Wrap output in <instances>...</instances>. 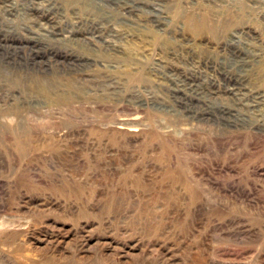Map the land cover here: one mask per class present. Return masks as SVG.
I'll list each match as a JSON object with an SVG mask.
<instances>
[{"label": "rangeland", "instance_id": "obj_1", "mask_svg": "<svg viewBox=\"0 0 264 264\" xmlns=\"http://www.w3.org/2000/svg\"><path fill=\"white\" fill-rule=\"evenodd\" d=\"M64 1L53 23L35 3L17 16L0 3V264H264V127L252 108L222 112L232 76L264 89V0H153L164 29L115 12L140 35L121 50L32 37L103 15ZM247 26L261 54L244 65L224 43ZM195 66L219 84L182 106L172 82Z\"/></svg>", "mask_w": 264, "mask_h": 264}, {"label": "bare ground", "instance_id": "obj_2", "mask_svg": "<svg viewBox=\"0 0 264 264\" xmlns=\"http://www.w3.org/2000/svg\"><path fill=\"white\" fill-rule=\"evenodd\" d=\"M63 1L64 0H35L34 2L32 0H28V2L20 4V8L18 7L19 4L17 0H0V3L3 5L4 9H6L7 13L12 16H17L21 12L31 13L35 8L30 5L35 3L38 5L36 12L44 16L49 22L53 23L54 14L63 10ZM74 1L77 2V0ZM248 1L253 2L254 0ZM91 2L93 3V6L95 5L97 8H100L103 11L101 18L95 16L93 13L91 14L90 12L86 15H81L84 17L77 15V17L72 21L70 30L63 31L61 27L51 24L53 32H32L34 35L32 37L44 39V36L48 34L53 35V37L56 38L64 39L65 41H69L72 39L87 40L90 39V37L95 36L102 38L109 47L121 50L122 46L116 40L117 38L119 40H127L130 38L139 37L140 35L130 27H123L117 25V23H112L114 20H111V14L118 12L126 18V21L138 27H144L151 20H156L155 22L157 27L160 29L165 28V23L170 18L169 12L165 10L160 3L153 0H91ZM84 25L88 26V30H82ZM26 26L28 29L29 27L27 24ZM247 30L256 32V30L250 26L244 27L239 32H236L237 34L234 33L230 39L224 43L225 48L234 46L233 48L235 50V57L237 61L243 62L244 65L249 62V59L253 55L252 52L257 53L259 56L261 54V51L257 52V50H255V48L252 47L248 41L243 40L240 36L241 33H244ZM105 31L108 33L105 34ZM189 44L190 40H185L183 43L186 48ZM78 59L83 63L86 62L93 64V62H97L93 56ZM191 59L195 61L193 57ZM160 61L167 65V61ZM210 69L213 72V68ZM169 70L178 71L176 68H169ZM195 72H199L196 66L194 67L193 72H180V77L182 78L180 83L172 82L176 88V93L181 98L182 106L191 100L202 102V99L208 92L211 95L215 94V91L213 90L215 86H218L219 84L218 75L214 73L215 71L210 74L205 73V78L203 81L201 79L199 80L193 74ZM245 73L246 71L231 77V79H233V84L226 88V91L234 99L235 108H228L223 105L222 112L225 115L232 116L233 119H236L237 121L241 108H252L254 111L253 124L255 126L262 125L264 127V113L262 111V107L264 105V89L251 85L249 76ZM204 83L207 85V88H203ZM244 98H248V100H246L248 103L243 101ZM204 115H209L208 111H206ZM242 120L243 119H240L239 121L241 122ZM117 129L128 130L131 132L140 131V129L137 128L136 130L135 128H128L127 122L124 119L120 121ZM17 259L20 264H26L30 261V259L26 257H20L19 254H17Z\"/></svg>", "mask_w": 264, "mask_h": 264}]
</instances>
